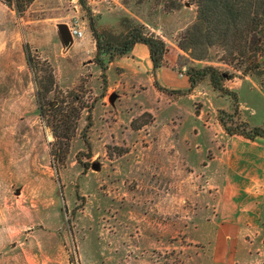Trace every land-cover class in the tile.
I'll list each match as a JSON object with an SVG mask.
<instances>
[{"label":"rangeland","instance_id":"1","mask_svg":"<svg viewBox=\"0 0 264 264\" xmlns=\"http://www.w3.org/2000/svg\"><path fill=\"white\" fill-rule=\"evenodd\" d=\"M194 16L191 0H32L21 13L0 0V264H264V236L233 228L218 235L223 220L211 172L202 171L223 136L248 139L225 132L218 118L239 132L264 130V72L232 69L219 45L204 60L178 64L177 41ZM90 20L114 36L137 25L162 39L169 80L145 70L139 45L112 58L101 52L100 66ZM204 65L232 73L224 86L237 96V113L233 95L207 77L187 92L182 71ZM50 73L45 118L69 113L51 105L64 96L91 106L57 170L35 96Z\"/></svg>","mask_w":264,"mask_h":264},{"label":"trees","instance_id":"2","mask_svg":"<svg viewBox=\"0 0 264 264\" xmlns=\"http://www.w3.org/2000/svg\"><path fill=\"white\" fill-rule=\"evenodd\" d=\"M32 0H13V6L18 13L24 10ZM83 6L85 0H78ZM195 5V16L193 22L179 35L177 47L184 53L178 54L177 62L180 65H187L194 61L204 60L208 57L209 49L219 45L222 49L219 60L229 65L234 70H241L242 74H259L264 72V27L262 18L264 16V0H191ZM90 31L95 42L96 61H99L100 53H107L110 58L115 55H123L130 51L134 44L141 43L147 46L152 70L160 67L163 61L166 46L162 39L153 35L145 34L140 26L131 25L125 28L123 33L113 35L110 32H99L94 23L90 20ZM27 64L31 66L30 54L25 47ZM181 72V70H179ZM183 74L187 76L191 91L201 80L208 78L209 84L215 90L225 94H232L235 101L234 112L237 113V96L224 86V82L233 78L229 71L220 70L212 65L201 67L189 66ZM36 79V78H35ZM55 86L53 75L49 74V86L42 90H35L36 101L40 116L44 124L51 130L54 138L50 142V154L52 164L62 161L69 147V140L72 137L81 111L90 105H86L80 98L71 97L66 100L64 96L51 105L55 108L59 104L69 108V113L64 118H57V113L51 118H45L44 109L40 103L42 91L47 93ZM154 85L157 87V81ZM75 89L67 90V94L73 95ZM174 91V90H173ZM179 91V90H178ZM62 109H60L59 113ZM225 113V112H223ZM231 114L227 113V116ZM86 127L90 126V115L87 116ZM218 122L225 132L229 134H240L248 139L256 137L264 138V130L258 126L252 127L249 132H239L235 128H227L224 121L218 118ZM133 124V121H131ZM85 144L90 143L85 139Z\"/></svg>","mask_w":264,"mask_h":264},{"label":"crops","instance_id":"3","mask_svg":"<svg viewBox=\"0 0 264 264\" xmlns=\"http://www.w3.org/2000/svg\"><path fill=\"white\" fill-rule=\"evenodd\" d=\"M138 45L143 49L136 56L144 61L145 70L152 74L148 48L141 43L134 44L133 48ZM161 67L155 70L156 78L168 81L169 75L162 72ZM179 86H185V81ZM223 137L224 145L216 147L202 169L205 176L207 171L211 172L217 218L223 220L219 222L218 235H225L233 228L235 232L264 236V138ZM79 254L82 261L80 250Z\"/></svg>","mask_w":264,"mask_h":264},{"label":"water","instance_id":"4","mask_svg":"<svg viewBox=\"0 0 264 264\" xmlns=\"http://www.w3.org/2000/svg\"><path fill=\"white\" fill-rule=\"evenodd\" d=\"M59 31H60V34H61L62 38L65 41H69L70 42L72 40L71 33H70L68 27L65 24H60L59 25ZM109 99L112 102L115 99V95L114 94H111L109 96Z\"/></svg>","mask_w":264,"mask_h":264}]
</instances>
